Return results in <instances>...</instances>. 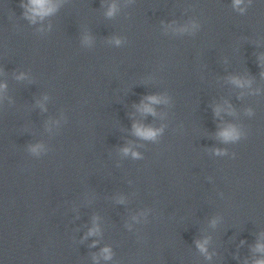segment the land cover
Instances as JSON below:
<instances>
[{
  "label": "clouds",
  "instance_id": "clouds-1",
  "mask_svg": "<svg viewBox=\"0 0 264 264\" xmlns=\"http://www.w3.org/2000/svg\"><path fill=\"white\" fill-rule=\"evenodd\" d=\"M32 3L35 6L33 11L36 12L37 14L43 15L51 11L50 7H46L47 0H32ZM145 110L151 111V109L149 108H146ZM137 134L142 135L144 137H152L155 135V133L151 129H146V130L137 129ZM229 134L230 133H225V135H229ZM258 264H264V261H260L258 262Z\"/></svg>",
  "mask_w": 264,
  "mask_h": 264
}]
</instances>
